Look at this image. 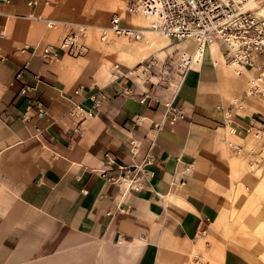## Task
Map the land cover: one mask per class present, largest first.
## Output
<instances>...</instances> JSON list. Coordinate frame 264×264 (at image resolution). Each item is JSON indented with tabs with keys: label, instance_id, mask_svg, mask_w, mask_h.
<instances>
[{
	"label": "crops",
	"instance_id": "0c3cea01",
	"mask_svg": "<svg viewBox=\"0 0 264 264\" xmlns=\"http://www.w3.org/2000/svg\"><path fill=\"white\" fill-rule=\"evenodd\" d=\"M115 12L142 24L124 0H0V264L79 253L115 264L137 238L146 244L134 264H264V136L244 130L264 102L236 97L222 45L169 83L140 71L149 46L106 45L96 30L82 54L41 56L65 33L49 21L102 26ZM94 100L92 115L71 116ZM149 154L153 174L127 187Z\"/></svg>",
	"mask_w": 264,
	"mask_h": 264
},
{
	"label": "built area",
	"instance_id": "2783aa9c",
	"mask_svg": "<svg viewBox=\"0 0 264 264\" xmlns=\"http://www.w3.org/2000/svg\"><path fill=\"white\" fill-rule=\"evenodd\" d=\"M250 2H257L258 6H251ZM124 5L130 15L142 17L145 25L126 24L117 12L102 26L71 21L67 23V29L58 42L42 47L41 56L47 61H54L62 54L84 53L87 50L85 42L92 30L97 31L99 41L105 44L115 40L148 44L151 36L158 35L175 40L178 45L190 42L194 49L200 50L196 58L192 56L194 49L192 52L183 51L178 54L174 68L178 77H184L188 69L202 64L204 53L212 44L219 43L223 47V63L234 76H242L253 68L259 70L249 79V88L244 95L258 96L264 100V68L259 62L260 57L264 56V15L259 13V6H264V0H124ZM55 22L49 21L47 24L53 27ZM4 35L5 31L0 26V38ZM150 61L140 66L141 72H146L151 67ZM99 106L100 102L94 100L92 107L86 110L81 103L76 102L70 114L81 119L92 115ZM33 109L39 119L46 114V109L39 102L33 105ZM29 119L26 115L22 117L24 123ZM33 126L36 133L41 132L39 126ZM244 130L252 138L261 139L264 133V116L251 120ZM238 149L237 146L233 148L235 152ZM152 159L150 154L144 158L136 167L134 178L127 182V187L133 182H144L147 175L153 174L144 168ZM109 180L113 182L116 179L111 177Z\"/></svg>",
	"mask_w": 264,
	"mask_h": 264
},
{
	"label": "rangeland",
	"instance_id": "374dc122",
	"mask_svg": "<svg viewBox=\"0 0 264 264\" xmlns=\"http://www.w3.org/2000/svg\"><path fill=\"white\" fill-rule=\"evenodd\" d=\"M121 6H123V5L121 4ZM92 7H96V6L93 5ZM92 7H91V9H92ZM89 9H90V7L87 6V8H84V12L86 15L91 16L90 12L92 13V11H90ZM93 12L95 13L94 16H96L97 11L94 10ZM85 14H84V16H85ZM55 23L57 26L62 25V27H64L65 31H66V29H67V27H66L67 23L66 22L56 21ZM162 39H163V37H161V36L153 35L149 38L150 43H148V44H146L144 42H141V43H139V42H137V43L127 42L124 40H122V41L121 40L120 41L115 40L113 42H110L109 44L114 45V46H120V45H126V46L136 45L137 46L138 44L139 45L142 44L145 47L149 46V48L151 49V53L148 56L153 57V59H150L148 56H146L144 61L141 62L140 64H138V67H140L141 65H143L146 62H148L149 60H151L152 65L145 73H149L150 75L156 74L159 77V80H158L159 82L169 83V80L171 79L172 75H174V76L176 75V77L178 75V73L176 72V70L174 68V61L177 59L178 54L183 52V51L184 52H192V48H194V46L190 42L189 43L186 42V45L185 44L178 45L177 41L170 40L169 41L170 44L167 47L162 49V48H159V45H160V42L162 41ZM109 44H106V45H109ZM239 151H241V149L238 150V153H239ZM236 155H238V154H236ZM262 157H264V156H262ZM253 162H255V164H258V166L262 163V161H256V159ZM262 170H264V169H262ZM84 255L85 256H91V255L84 254V253H79V254H74V255L71 254V255H68V256L66 255V256L62 257V259L60 261L61 262L63 261L62 264H102L100 257L94 259L93 262L91 263L90 261H88V259H84ZM43 262H44V264H52L51 261H49L47 258H45V260L39 262L38 264H42ZM33 264H36V263H33Z\"/></svg>",
	"mask_w": 264,
	"mask_h": 264
},
{
	"label": "bare ground",
	"instance_id": "6f19581e",
	"mask_svg": "<svg viewBox=\"0 0 264 264\" xmlns=\"http://www.w3.org/2000/svg\"><path fill=\"white\" fill-rule=\"evenodd\" d=\"M250 5L251 6H258L257 5V2H250ZM259 13L264 15V6H259ZM142 19H140V21L142 22L143 25H145V20L140 17ZM170 40H168L167 38H163L162 41L160 42V45H159V48H165L167 47L170 42ZM175 46V45H174ZM194 48H192V51H193ZM216 49V44H212L208 49H207V52H213L214 50ZM176 52V51H175ZM199 53H200V50L199 49H194V51L192 52V56L194 58L198 57L199 56ZM250 72H246L244 73L242 76H235L238 79V81L236 82V84L232 85V88L234 89L235 92H237L236 94V97L241 100V96H242V93L247 90L249 88L248 84H249V79L252 77V75L250 74ZM223 83H226L224 80H222ZM263 102L264 100L261 99ZM235 104V103H234ZM231 108V107H230ZM229 111V110H228ZM232 125V124H231ZM235 130H231V128H227V134L230 135L234 132ZM264 134V133H263ZM232 147V146H231ZM244 153L239 151L238 155L235 157V159L237 160H241L243 158ZM256 166H258V164H253V165H248V167L253 170ZM169 202V201H168ZM165 208V207H164ZM143 238V237H142ZM115 244V243H114ZM145 241L144 239H140V238H137V239H133V240H129V241H124L123 244L119 245L118 248H116V252L115 254L113 255L114 258H115V263L116 264H134L136 259H137V256L140 254V251L141 249L143 248V246L145 245ZM151 244V243H150ZM112 248V247H111ZM114 248V249H115ZM104 249V248H103ZM98 250V249H97ZM111 250V249H110ZM102 254V253H101ZM103 261V260H102ZM108 262V261H107ZM111 263V262H110ZM112 264V263H111Z\"/></svg>",
	"mask_w": 264,
	"mask_h": 264
}]
</instances>
